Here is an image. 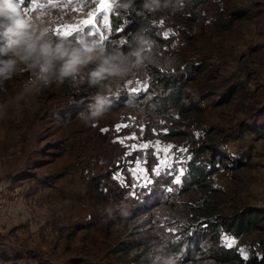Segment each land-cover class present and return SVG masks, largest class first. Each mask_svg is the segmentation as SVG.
I'll return each mask as SVG.
<instances>
[{
    "label": "rangeland",
    "instance_id": "obj_1",
    "mask_svg": "<svg viewBox=\"0 0 264 264\" xmlns=\"http://www.w3.org/2000/svg\"><path fill=\"white\" fill-rule=\"evenodd\" d=\"M190 1L169 6L168 25L166 20L156 25L160 33L155 36L164 43H148L145 64L119 83L105 81L112 103L98 121L79 115L87 114L96 92L80 78L53 82L39 96L0 112V264H153V245L160 239L174 254L170 239L176 240L172 237L181 230L179 220L203 195L191 190L174 205H152L175 193L179 185L172 183L173 176L184 172L193 152L206 146L205 157L216 156L219 163L209 184L219 190L221 213L231 218L238 210L257 212L263 214L264 225V0L206 1L193 10L196 23L186 15ZM36 3L44 7L32 10L31 0H23L26 15L46 24L51 33L78 24L96 8L85 0ZM231 13L244 17L233 19ZM82 39L91 42L95 37ZM121 43L113 41L106 50H116ZM180 61L183 72L203 67V75L183 88L186 111L171 107L157 114L150 101L166 95L151 81L153 71L176 72ZM27 76L0 87V105L16 96ZM134 86L141 91L133 93ZM190 106L196 110L187 111ZM117 125L127 127L117 133ZM145 143L150 144L143 150L149 161L145 167L156 164L152 153L157 144L172 146L167 154L172 167L160 176L149 171L137 180L130 177L127 161L143 155L132 146ZM129 151L132 155H125ZM118 168L124 184L113 179ZM165 178L171 183H164ZM169 187L174 191L168 192ZM120 201L127 203L130 214L108 219L103 210ZM197 231L203 247L209 236ZM225 236L237 241L234 247L240 254L242 249L248 259L256 256L264 264V245L255 244L264 232H220L223 245ZM131 243H137L135 250L117 254L121 245ZM177 264L189 263L178 258Z\"/></svg>",
    "mask_w": 264,
    "mask_h": 264
},
{
    "label": "clouds",
    "instance_id": "obj_2",
    "mask_svg": "<svg viewBox=\"0 0 264 264\" xmlns=\"http://www.w3.org/2000/svg\"><path fill=\"white\" fill-rule=\"evenodd\" d=\"M134 0H118L121 9H129ZM184 0H144L143 8L149 12L162 6L178 8ZM137 48L130 54L122 50L107 51L94 41L59 38L50 32L46 24L34 21L26 15L23 0H0V87L14 77L28 73L21 90L7 104L0 105V112L28 97L39 96L53 82L82 79L96 92L91 97L87 114L79 115L87 120L98 121L112 103L105 81L119 83L129 76L134 68L142 66L143 51L149 41L141 32L132 36ZM92 66L90 70L86 68ZM108 219L116 214L126 217L129 206L124 201L109 204L103 210ZM153 264H177L178 257L167 251L164 239L153 245Z\"/></svg>",
    "mask_w": 264,
    "mask_h": 264
},
{
    "label": "trees",
    "instance_id": "obj_3",
    "mask_svg": "<svg viewBox=\"0 0 264 264\" xmlns=\"http://www.w3.org/2000/svg\"><path fill=\"white\" fill-rule=\"evenodd\" d=\"M206 1L210 0L190 1L191 7L187 10L186 15L191 23H196V14L193 10L197 9L201 3ZM143 3L144 0H134L132 6L127 10L119 7L113 10L114 17L110 30L112 34L110 33L109 36L111 38L104 42L103 47L105 49H108L113 41L122 42L116 50H122L125 55L130 56L137 48L136 43L132 40V36L138 31L146 36L149 42H156L158 44L164 43L160 36H155L160 33V29L156 25L158 22L167 19L171 7L168 6L169 8H167L162 6L160 9L149 12L143 8ZM228 17L241 19L244 16L231 13ZM167 20L163 22L166 25H168ZM181 33L183 34L184 32ZM130 59L134 61L135 57L130 56ZM145 63L144 60L143 64ZM178 63L179 65L176 66L178 70H176V72L163 73L162 71H153L155 75L154 79L151 81L154 82L158 91H163V94L166 95L164 98L155 97L150 101V105L157 114H162L171 107H175L181 113L186 111V107H184L181 102V99L186 97L183 88L203 75V67L201 69H199L200 67L197 69L191 68V70L183 72L185 68L183 62L180 61ZM180 69L182 71H180ZM188 71L189 73L186 74ZM186 75L187 78L184 79L182 76L186 77ZM179 77L181 81L178 79ZM63 83L68 84V81L65 80ZM168 91H171L170 95H168ZM139 98L142 100L143 96ZM190 109L196 110L195 106L188 107L187 111ZM208 148L209 146L202 147L196 152H193L192 162L189 163L188 168L183 172L184 175L181 179L182 183L176 187L175 193L152 205V207L168 205L170 203L174 205L175 199L191 190L198 191L203 195V199L199 200L196 205L191 206L189 204L187 208L189 214L184 216V219L182 218V220H179L181 230L172 237L176 238V240L173 241L170 239L169 249L183 261V263L189 264L195 262L200 264L202 261H214L217 264H262V261L256 256H251L247 260L243 259L236 247L227 248L219 241L220 232L224 231L240 236L252 233L261 234L264 232V225L261 224L263 222V214L260 215L257 214V212L251 213L248 210H238L231 218H226V216L221 213V195H219V190L211 187L209 184V178L219 172V163L216 156L211 159L205 157ZM221 151L224 152L226 149L223 148ZM227 159H232V157L228 156ZM164 183L170 184L171 178H165ZM171 186L173 185L171 184ZM149 208L150 207H148V209ZM228 219L233 220L231 224ZM173 221H175V218H173ZM197 230L204 231L205 235L209 236L203 247H200L202 239H196L198 234ZM255 244L264 245V237L257 240ZM136 248L137 243L123 244L120 246L117 254L123 255L125 253H131ZM147 255L148 254L143 253V256L147 257Z\"/></svg>",
    "mask_w": 264,
    "mask_h": 264
},
{
    "label": "snow or ice",
    "instance_id": "obj_4",
    "mask_svg": "<svg viewBox=\"0 0 264 264\" xmlns=\"http://www.w3.org/2000/svg\"><path fill=\"white\" fill-rule=\"evenodd\" d=\"M32 2V10H35L36 7L43 8L44 5H38L36 3V0H31ZM85 3L87 4H96V8L94 11L89 12L86 16V18L79 21L76 25H63L61 27H58L54 30V35L60 38L68 39H80L82 37H95V39H91L97 43L103 44L104 42L111 37L108 36L106 33L111 30L112 28V20L114 17V8L117 6L118 0H85ZM87 30V31H86ZM163 37L165 39L168 38V34L164 33ZM131 91L133 93H138L141 91L139 87H132ZM122 127H127V125H117L115 128V131L119 133L122 129ZM102 131H109L108 129H103ZM135 139V137H132ZM116 142V141H114ZM119 143L123 144V140H119ZM150 147V144L145 143L141 145H134L132 146V151L142 152L143 155L136 156L133 160H128L127 164L132 165V167L127 168V171L130 174V177L136 178L137 180L148 175L149 171L153 173L156 176H160L161 172L164 168L171 169V164L168 162L167 154L170 152L172 146H163L156 145V151L152 153L153 156L157 157L156 164L151 168L145 167L149 163L147 160V153H145L143 150L148 149ZM132 151L127 152L125 155L131 156ZM164 153L165 156L163 159L160 158L159 154ZM121 169L118 168L117 173L114 174L113 179L119 181L121 184H124L125 181L120 175ZM168 175H172V172L169 171ZM184 175L183 171L180 170L175 176H173L172 183L176 185H180L182 183L181 177ZM168 192L174 191L173 188L169 187L167 188ZM224 246L228 248H232L237 243L236 240L230 239L229 237L225 236L223 237ZM241 254L243 255V250L241 249ZM243 258L245 260L248 259L247 255H243Z\"/></svg>",
    "mask_w": 264,
    "mask_h": 264
}]
</instances>
